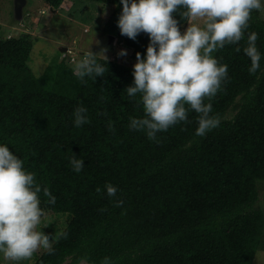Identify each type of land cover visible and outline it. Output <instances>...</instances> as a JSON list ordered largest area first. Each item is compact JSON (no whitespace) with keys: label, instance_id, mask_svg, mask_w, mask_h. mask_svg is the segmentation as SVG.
<instances>
[{"label":"trees","instance_id":"1","mask_svg":"<svg viewBox=\"0 0 264 264\" xmlns=\"http://www.w3.org/2000/svg\"><path fill=\"white\" fill-rule=\"evenodd\" d=\"M140 1L142 15L113 14L103 30L147 72L66 57L38 77L31 35L0 39V247L70 213L35 264H252L264 246V20L251 0L217 12L183 84L166 74L198 0ZM238 97V117L223 119Z\"/></svg>","mask_w":264,"mask_h":264},{"label":"rangeland","instance_id":"2","mask_svg":"<svg viewBox=\"0 0 264 264\" xmlns=\"http://www.w3.org/2000/svg\"><path fill=\"white\" fill-rule=\"evenodd\" d=\"M241 1L244 0L196 2L189 23L180 30V37L166 74L168 79L183 84L189 82L211 19L217 12L223 15L235 13L236 6ZM251 2L264 20V0ZM16 9L17 14H22L20 17H16ZM21 9L17 0H0V39L30 34L35 43L28 65L38 77L43 76L48 68L60 64L61 59L66 57L71 61L83 57L88 60L91 57H99L114 60L126 68L148 71L146 64L131 57L129 48L119 39H110L103 30L113 14L120 22L126 23L142 15L144 4L140 0L122 1L120 5L88 0H64L59 8H52L43 0H26L22 12ZM164 12L157 10L153 14L162 15ZM242 102L243 98L238 97L228 108L223 119L237 118ZM258 194V205L264 212V182L258 183ZM24 207L20 205V208ZM26 219H29L27 213L23 221ZM71 220L70 213H52L35 219L10 247H0V264H35L39 256L55 243ZM263 248L256 252L252 264H264ZM63 264L89 263L75 262L68 258Z\"/></svg>","mask_w":264,"mask_h":264},{"label":"water","instance_id":"3","mask_svg":"<svg viewBox=\"0 0 264 264\" xmlns=\"http://www.w3.org/2000/svg\"><path fill=\"white\" fill-rule=\"evenodd\" d=\"M18 1V4L20 7H22L23 9V6L25 5L26 3V0H17ZM22 9H21V12H22ZM16 17H20L22 14H17V9H16ZM114 38L113 36H110V39Z\"/></svg>","mask_w":264,"mask_h":264}]
</instances>
